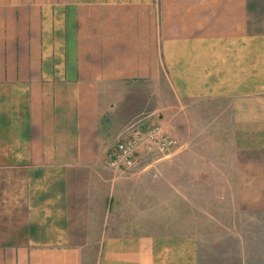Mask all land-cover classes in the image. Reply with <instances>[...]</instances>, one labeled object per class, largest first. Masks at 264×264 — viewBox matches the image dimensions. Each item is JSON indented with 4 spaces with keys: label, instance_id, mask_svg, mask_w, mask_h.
Here are the masks:
<instances>
[{
    "label": "crops",
    "instance_id": "1",
    "mask_svg": "<svg viewBox=\"0 0 264 264\" xmlns=\"http://www.w3.org/2000/svg\"><path fill=\"white\" fill-rule=\"evenodd\" d=\"M146 84L175 153L237 169L227 237L114 234L99 123L123 95L128 130L162 126ZM263 171L264 0H0V264H264Z\"/></svg>",
    "mask_w": 264,
    "mask_h": 264
},
{
    "label": "rangeland",
    "instance_id": "2",
    "mask_svg": "<svg viewBox=\"0 0 264 264\" xmlns=\"http://www.w3.org/2000/svg\"><path fill=\"white\" fill-rule=\"evenodd\" d=\"M141 88L144 95L142 102L139 103L145 107L144 114L154 113V116L163 122L162 126H158L159 133L168 137L169 141H173L174 145L171 148L175 146V150L170 151L167 157H162L161 153L147 154L138 150L137 147L135 149V157L138 158L136 163H108L107 156L115 149L116 143L126 138L125 135L131 131L128 130L130 124L135 125L134 123L140 118V116L127 118L123 124L121 114L119 115L123 95L108 98V104H106L108 111L101 117L99 127L107 167L103 172L108 178L112 177L115 184L112 201L114 234L187 232L201 239L208 238V241L227 237L225 235L229 232H222L218 223L224 225L221 223L227 224L233 221L232 216L228 217L221 211L230 207L234 201L231 199L219 201L218 194L220 192L224 194L223 187L225 185L232 187L231 183L229 185L225 181L221 182L220 177H232L235 174L234 171L237 173V169L232 163L223 160L222 157L226 155L223 152L201 151V143L197 144L199 145L197 151L185 149L178 154L175 153L179 142L178 137L170 132L169 124L173 121V116L170 114L169 107H164L165 105L161 102H155V91L158 89L148 84ZM117 90L115 88V91ZM160 107L165 109L160 111ZM133 110L126 109L127 113L124 114L128 116ZM144 114L141 116L143 117ZM142 119L146 120L147 117ZM126 123L129 124L126 125ZM201 129L200 127L198 130ZM209 156L211 158H208ZM257 170L260 172L261 168ZM260 174V181L264 182V171ZM257 207H263V205L258 201ZM102 218L99 217L100 220H103ZM95 221L97 220L94 217L93 222ZM226 240L227 238L224 240L225 243L228 242ZM207 262L212 264V260H205V263Z\"/></svg>",
    "mask_w": 264,
    "mask_h": 264
},
{
    "label": "built area",
    "instance_id": "3",
    "mask_svg": "<svg viewBox=\"0 0 264 264\" xmlns=\"http://www.w3.org/2000/svg\"><path fill=\"white\" fill-rule=\"evenodd\" d=\"M125 136L126 138H122V141L119 140L115 149L107 156L108 163H136L138 158L135 157V149L137 147L143 153H161L162 157H167L170 151L175 150V146L171 148L174 145L173 141H169L168 137L161 135L158 126H138L131 129L130 133Z\"/></svg>",
    "mask_w": 264,
    "mask_h": 264
}]
</instances>
